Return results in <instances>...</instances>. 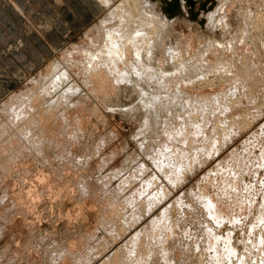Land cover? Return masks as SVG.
<instances>
[{"label": "rangeland", "instance_id": "374dc122", "mask_svg": "<svg viewBox=\"0 0 264 264\" xmlns=\"http://www.w3.org/2000/svg\"><path fill=\"white\" fill-rule=\"evenodd\" d=\"M92 1L99 6L98 10L96 12L90 9V19H88L82 27L73 30L69 34L68 39L64 40V44L46 56L43 62L32 70V72L18 79L16 84L12 86L4 85L5 91L0 92V264H101L104 258L106 259L111 253H114L113 251H117L118 253V249L123 246L125 248V244H127V241L135 232L139 231L138 233L143 235L145 230H149V227L151 228V217L157 216V214L160 215L162 208L168 205L173 199L178 201L177 203L181 204V207L180 210L179 207H177L178 210L176 209L177 212L175 211V218L179 219V223L177 227L173 229L174 235L164 243V246L166 245V250L168 248L166 259H163L162 256L164 253L161 254L163 250L161 251L158 246H153L151 250H154V252L147 258L148 264H200L199 260L201 253L206 251L205 244H207L208 233L210 231L209 226L217 236H225L233 229L231 230L232 243L235 244L233 245L235 248H238L237 253L240 251L245 252L243 241L245 242L246 239L245 243L248 242L250 246H248L250 248L248 251L256 252V248L260 246L259 242H263L264 244V241L260 238V232L264 237L262 224L260 227L258 226L259 229L252 225L257 221L255 217H259L260 205L258 204H262L261 200L264 195V163L258 160L257 162L255 159V156L264 154V29L251 28L250 26L252 25H250V23L253 14L258 10L261 11V9H264V2L262 0H173V4L181 1L183 3L185 2L184 7H182V10H184L182 11V16L171 15L168 11H164L169 17L168 23L165 25L166 27H164L165 33L163 30H159V33L163 32L164 34L157 33L158 35L156 34L154 37L157 38L158 36V39H160L159 36H161L160 41H163L158 44V46L160 45V50H156L157 43L159 42V40L156 39L158 41H156V46L153 49L155 57H153V60L157 61V63L155 61H149L148 63L150 66L152 62L153 68H156V70L158 69V72L160 69V73L158 75L156 74L157 78L154 76L155 79L150 80L154 83L148 80L147 83H142L141 85H137V87L132 84L131 86L137 89L131 87L135 89H133L134 91L132 90L135 92L131 94L132 96L128 91V96H120V99H118L120 102L116 100L118 97L115 98L114 96L112 101L114 103L109 104L107 102L106 104L108 105L104 104L106 107L101 103L102 100H98L99 96L73 95L67 96L69 98V100H67L68 98L66 99L68 102H65L64 98L62 100V106L57 109L55 108V111L49 109V105H55L53 102L56 99L62 98V96H59L60 98L58 97L61 91L56 92L57 94L54 96H38L32 103L31 99L34 97L28 95H30L33 90H40L41 79H47L46 76L49 75L52 65L58 64L59 67H66L69 62L75 61L74 64H78L80 61L81 65L84 66L86 65L84 59L85 61L86 59H91L90 52L104 45V42H101L104 41V30L103 28L100 30V23L104 18L110 15L115 5H118L119 0H114V5L111 4V6H107L106 8L100 5L98 0ZM170 3L171 2L167 1L166 6L171 7ZM166 6L164 8H166ZM176 10H179V8H176ZM112 20L113 18L111 17L107 25L114 23V20L113 22ZM158 26L159 24H156L157 28ZM159 29H161V27H159ZM162 44L164 46H162ZM207 44L209 45L207 46ZM165 45L167 47H165ZM89 47L90 49H88ZM168 48H171L170 51ZM164 50H168L165 52L167 54L170 52L169 56H172V58L167 57L166 53L163 54L164 52L162 51ZM82 52H84V54H82ZM171 59L175 61L169 62L171 65L168 67V62L165 63V61ZM88 60L86 62H88ZM180 61L185 63H182L183 65L188 66L187 70L184 69L186 67H181L182 64L178 65L181 63ZM199 61L202 62L206 68L202 67L204 68L201 73L204 75H202V77H199L201 74H196L197 72L193 73L194 70L192 68L194 64ZM163 64L165 66L161 67ZM213 66H217V68ZM177 67L178 69L181 68L184 70V73H180L181 69L177 70ZM188 69L191 71L189 74L186 73V71H189ZM156 70L155 73H158ZM74 71L75 70L72 68V72ZM245 72L248 74H245ZM167 73L171 75V79ZM178 73L180 74L175 76ZM160 74L162 78L159 76ZM184 74H188L189 78ZM194 74H196V76ZM241 75H243L242 78L244 80L241 78ZM163 77L167 80H165L166 82L164 80V82L162 81ZM181 77H183V79H188L183 80ZM240 78L243 80L242 82L237 80ZM162 82L164 84L166 83V89ZM167 83H169V87ZM245 84L247 86H245ZM141 86L143 89L149 91L139 92V90L143 91L140 89ZM160 86L162 88L161 90H165L166 92L169 88V93H172V91L170 92V88H176L175 92L173 91L174 94L172 93L175 96H172V99L169 98L171 100L174 98L176 99L168 103V101H166L168 100V96L163 98L166 99L164 100V102L166 101V106L162 105V101L160 102L162 98L158 101V97H161L160 89H158ZM67 87L68 86L64 88ZM178 88L182 89L179 93H177L179 91ZM157 91L160 92V94L156 93ZM235 92H238L237 97H235ZM220 93H222L224 99L226 96L229 98L228 94H232V96L229 95L233 97L229 98L231 102L228 103L229 100L227 98L224 102V99L219 96ZM225 93L227 94L226 96H224ZM239 94L243 97L241 95V97L238 96ZM153 95L155 97H153ZM186 95L187 97H185ZM208 96L214 97L210 100L212 102L209 101V98L212 97L207 98ZM217 96L219 104L220 102L223 104L227 101L226 104H221L223 106L222 109H220L221 106H219L216 101ZM152 97L153 99L157 98L156 101L163 106L162 108L159 107L161 109L154 110L156 108L147 107L146 109V107H144L151 102H156L155 100H150ZM162 97L165 96L163 95ZM24 98L30 103L25 101ZM200 98H204V103L203 101L201 103ZM192 99L199 104L201 103L200 105L198 104V109L201 108L199 109L198 119H202L200 121L203 123L205 122L202 118V113L205 114L206 111H201L203 110V106L205 107L204 110L207 109L210 111V113H208V111L206 113L209 114V118L206 121L205 127L202 129L201 135L196 132L195 137H197L194 143L191 144L190 142V144H187V142L185 146L181 141H178V143L175 142V146L179 149L181 148L184 150L185 148L184 151L194 153V147H199V145L205 147L206 145L203 144H207L209 140H211L210 136H218L215 128L218 127V129H220L219 126L222 125L224 127H221L226 129L230 124L236 126H229L230 128L233 127L231 130L228 129L231 133L229 137L226 138L224 144H220L217 152L215 150L218 145L217 141L211 142L213 146V150L210 151L211 154L205 155L203 153L204 150H201V162L197 161L200 163H193L194 165L192 164L191 166L192 169L189 168L191 170L186 169L187 172L185 171L186 175H184L186 180L181 177V183L176 182V184H174L168 181L163 173L159 171L160 169L157 161H159L163 155L162 152L165 154L168 152L167 149H165V145L172 139L170 137L171 134L170 136L168 135V133H170L168 130H172L173 127L177 126V123L184 122V125L185 123H190L192 114L195 115L192 107L193 102L192 104L188 102L192 101ZM214 99L215 101H213ZM234 100L235 103L233 102ZM41 102L42 105L39 104ZM208 102H210V104ZM23 103L27 104H25L26 107L30 104L29 108L27 107V114L23 112L25 110L23 109L25 108ZM52 103L54 105H52ZM143 103L145 105H143ZM212 103L217 104L214 105V107ZM14 104H16V106ZM34 104H36L35 108H33ZM210 105L213 108L219 107H217L218 109L216 108L215 111L212 110L213 108H210ZM224 107L227 110L224 109ZM17 108L22 111L24 115L22 112L16 110ZM47 108L48 110H45ZM149 109L152 110L150 111ZM30 110L32 115L30 114ZM38 110L39 112L36 113ZM146 110L148 112L150 111L149 115ZM190 110L192 113H190ZM29 114L31 116H26ZM17 115L23 116L16 117ZM15 117L19 118V120ZM21 117L23 118L20 120ZM177 117L180 119L176 120ZM24 118H27V120ZM247 118L249 121L251 120L249 122L250 124H241V126L238 124L239 121L241 122ZM170 124L173 127L169 128ZM196 128L197 130L199 129L198 126H196ZM219 131L220 130H218V132ZM166 132L168 133L165 134ZM152 133L153 135H151ZM253 134L259 136V138L263 140L262 147L257 145L256 142H253ZM162 136L167 139H164ZM158 140L160 143H156ZM202 140L205 141L203 142ZM249 141L253 142L259 149L254 147L255 145L251 146L253 143ZM143 143L145 147H143ZM234 147L236 150H239V153L245 148L248 150V155H242L246 157L245 161L242 160V157H237L235 154L236 152L233 154L230 153L235 150ZM161 149L163 150L161 151ZM259 151L263 152L260 153ZM157 157L159 158L156 159ZM229 161L232 162L230 163ZM236 161H238V163ZM241 162L242 164L249 163L250 166H252L251 164L254 166L257 164L259 168L254 167V171L257 170L258 172L251 171L249 177L245 174L243 179L245 182L239 179L240 183L238 179L236 180L234 177L232 179L231 175L234 174V172H238L237 175L243 173L245 166H241ZM219 163L220 165L217 166ZM227 163H229L230 166L227 165ZM260 163L262 168L259 165ZM236 164H239L237 168L235 166ZM143 166L147 167L145 171H141ZM213 168L216 169L219 175L214 177V183L211 182L210 185H212L210 187H208V185L206 190L210 194L215 192L217 188L216 185L221 182L220 180H225L224 178H226L228 174L231 180H228L227 177V181H232V183L229 182L231 185H236L237 182H239L236 186L240 185V187H242V182H244V184L248 182L255 187L253 191H255L257 199L252 203V212L251 208H247L248 210L246 209V211L234 208L233 211H236L235 213L232 212L233 215L237 212L241 213L242 211V215L238 216L239 219L237 221L232 220V222L229 223L228 219H224L225 221L218 226L212 220L206 212L205 204L201 198V188H203L204 182L207 183L206 181H208L206 180V175H214L213 172L210 173V170ZM228 168L229 170L230 168L232 169V174L227 170ZM221 175L225 177L223 178ZM235 175L236 174H234V176ZM155 176L158 179L157 185H150V181L153 180ZM219 176H221V179ZM204 177H206V181L204 180L203 182ZM162 185L170 191V195L167 197L168 199H166L168 202L166 204H164V201L159 203L156 202V206L154 202V210L152 212L149 211L151 215L146 212L144 217L138 216L140 212L138 208L139 205L142 202L144 203V201L146 202L151 195L153 196ZM236 186L234 188L232 186L230 191L232 192L231 198L233 199H235V193L240 192V187H237L239 190L237 189L236 191ZM234 190L236 192H234ZM236 194L241 195L240 193ZM239 195L236 196L239 197ZM228 200L226 204H223V207L224 205L231 204L232 201L230 199ZM229 205L225 206L224 209L226 207L230 208ZM233 205L236 207V203ZM256 205H258L259 208L256 207ZM231 209L233 208L231 207ZM229 212H231V210ZM229 217H231L230 213ZM130 221L131 223L133 222L132 226L131 223H129ZM247 237H250L251 240ZM252 246H254V248ZM158 250H160V252ZM241 252L240 255H238L239 253L237 254L238 257L242 256ZM209 253L210 251L205 252L206 255L203 257L204 261L205 259L210 260ZM132 258L134 261L136 260L134 259V254ZM233 261L234 264H236V258ZM137 263L141 264L139 261L133 264Z\"/></svg>", "mask_w": 264, "mask_h": 264}, {"label": "bare ground", "instance_id": "6f19581e", "mask_svg": "<svg viewBox=\"0 0 264 264\" xmlns=\"http://www.w3.org/2000/svg\"><path fill=\"white\" fill-rule=\"evenodd\" d=\"M167 1H169V2H171L170 3V6L171 7H167L166 5H167ZM263 2H264V0H262ZM98 2L100 3V5H102L103 7H109V6H111V4H113L114 3V0H98ZM173 2V0H119V2H118V5H115V8H114V10H112L111 12H110V15L108 16V17H106V18H104L103 20H102V22L100 23V30L103 28V33H104V41H101V42H104L103 44V46L102 47H99V49H94L92 52H90V60H88V59H86V61L88 60V62H86L85 61V59H84V62L86 63V65H81V62L79 61L78 62V64H74V62L75 61H73V62H69L68 64H67V66L66 67H59L58 66V64H54V65H52V67L50 68V71H49V75L48 74H46V75H48V76H46L47 77V79H41V88H40V90L39 91H37V89H36V91H32V93H31V91H30V95H28V96H33L32 98L33 99H28L27 97V99L29 100V101H31L32 103L34 102V100L35 99H37V97L39 96H54L55 94H57L56 92H60V95L58 94V97L59 96H62V98H60V99H56V98H54V99H56L53 103L55 104H53L52 103V105H54V106H51V105H49L48 107H49V109H51V110H53V111H55V108L57 109V108H59L60 106H62V103H63V99L65 100V102L67 101V100H69V98L67 97V96H99L98 98V100H102V104L104 105V104H106L107 102L110 104V103H114V102H112L113 101V97L115 96V98L116 97H118L116 100L117 101H119L118 99H120V96L122 97V95H124V96H128V91H129V93H130V95L131 94H134L135 92H133L136 88L134 87V86H131L132 84L133 85H136V87H137V85H141L142 83H147V81L149 80H151V79H155V77H156V74L158 75L159 73H160V69H159V72L156 70V68H153L154 66H152L153 64H152V62L150 63V66L148 65V63H149V61H155V60H153V57H154V53H153V49L155 48V44H156V41H158L159 40V42L157 43V47H156V50H160V45L158 46V44L159 43H161V42H163V41H160L161 40V36H159V38L160 39H158V36H157V38H154L155 36H156V34L157 33H159L160 31L159 30H163V32H164V27H166L165 25L168 23V19H169V17L164 13V11H168L169 12V14H171V15H177V16H182V14H183V10H182V7H184V4H185V2L183 3L182 1L181 2H176V3H172ZM262 2V3H263ZM179 4H180V6H179ZM114 5V4H113ZM112 5V6H113ZM261 5V4H260ZM166 6V8H164ZM176 8H179V10H176ZM180 8H181V10H180ZM260 8V7H259ZM156 12H155V11ZM176 10V11H175ZM256 10V9H255ZM250 12V11H249ZM244 13V12H243ZM254 13V12H253ZM168 14V15H169ZM250 14H252V13H250ZM111 17L113 18V20H114V23H111L110 25H107V23L108 22H110V19H111ZM211 19V18H210ZM209 19V20H210ZM250 19V18H249ZM248 19V20H249ZM113 20H112V22H113ZM159 22V23H158ZM215 22V21H214ZM214 22H212V23H214ZM161 23V24H160ZM216 23V22H215ZM220 23V22H219ZM247 23V22H246ZM156 24L158 25L159 24V26H158V28L156 27ZM245 24V23H244ZM250 25H252V26H250L251 28L253 27V28H261V29H264V9L262 10L261 9V11H257L256 13H254L253 14V17H252V19H251V23H250ZM159 27H161V29H159ZM217 28V27H216ZM254 30V29H253ZM99 31V30H98ZM249 31V30H248ZM256 31V30H255ZM260 31V30H259ZM162 32V33H163ZM100 33H101V31H100ZM99 33V34H100ZM102 33V34H103ZM162 33H159V34H162ZM165 33V32H164ZM163 33V34H164ZM101 35V34H100ZM158 35V34H157ZM102 37V36H101ZM99 38H100V36H99ZM89 39H91V38H89ZM156 39H158V40H156ZM93 40H94V38H93ZM99 40H101V39H99ZM163 40V39H162ZM90 41V40H89ZM98 42H100V41H98ZM100 42V43H101ZM100 43H98V44H100ZM164 44V43H163ZM162 44V46H164ZM209 44H207V46H208ZM87 46V45H86ZM165 47H167L166 45H165ZM162 48H164V47H162ZM161 48V49H162ZM88 49H90V47L88 48ZM169 49V48H168ZM171 49V48H170ZM170 49H169V51H170ZM174 49V48H173ZM203 50V49H202ZM232 50V49H231ZM87 51V50H86ZM95 51V52H94ZM165 51H168V50H164V51H162V52H164L163 54H165L166 52ZM174 52V51H173ZM79 53H81V52H79ZM170 53V52H169ZM169 53L167 54L166 53V55H167V57H169V58H172V56H169ZM82 54H84V52H82ZM174 54V53H173ZM177 54V53H176ZM170 55H172V54H170ZM165 56V55H164ZM164 56H163V58H164ZM175 56H177V55H175ZM174 56V57H175ZM155 58V57H154ZM166 58V57H165ZM71 59V58H70ZM166 59H168V58H166ZM175 59V58H174ZM174 59H171V60H169V61H165V63H167L168 62V64H167V66L169 67V65H171V64H169V62H171V61H173ZM179 59V58H178ZM184 59V58H183ZM72 60H74V59H72ZM181 60V59H180ZM175 61V60H174ZM196 61H198V60H196ZM156 63H157V61H155ZM181 63H179L178 65H181L183 62L182 61H180ZM154 63V62H153ZM164 63V62H163ZM174 63V62H173ZM193 63V62H192ZM162 64V63H161ZM183 64H185V63H183ZM182 64V65H183ZM194 64V63H193ZM82 66V67H80V66ZM155 65V64H154ZM158 65H160V64H158ZM181 65V67H186V68H184V69H186L187 70V68H188V66L187 65H183L182 66ZM165 65L163 64V66H161V67H164ZM193 66V65H192ZM156 67V66H155ZM173 67V66H172ZM178 67H180V66H178ZM178 67H177V70H180V69H178ZM202 67H204V65L202 64V62H196V64H194V67H192L193 68V73H196V74H201L202 73V69H204V68H202ZM212 67V66H211ZM214 67V66H213ZM72 68L75 70L74 72H72ZM81 68V69H80ZM155 69L158 73H155V70H152V69ZM158 68V67H157ZM214 68H217V66H215ZM162 69V68H161ZM166 69V68H165ZM206 69V68H205ZM213 69V68H212ZM254 69V68H253ZM153 71V72H151V71ZM189 70V69H188ZM210 70V69H209ZM161 71H163V70H161ZM167 71V70H166ZM169 71V70H168ZM181 72L180 73H184V70H180ZM183 71V72H182ZM246 71V70H245ZM189 72H191L190 70L187 72L186 71V73H188L189 74ZM214 72V71H213ZM253 72V71H252ZM164 73V72H163ZM180 73H178V74H174L175 76H177V75H179ZM204 73V72H203ZM205 73H208V72H205ZM244 73V72H243ZM242 73V74H243ZM247 72H245V74H246ZM250 73V72H249ZM76 74V75H75ZM165 74V73H164ZM170 74H171V72H170ZM187 74V75H188ZM196 74H194L195 76H196ZM215 74V73H214ZM248 74V73H247ZM167 75H169L168 73H167ZM185 75V74H184ZM183 75V76H184ZM187 75H185L186 77H188L189 78V75L187 76ZM202 75L203 74H201V76H199V77H202ZM155 76V77H154ZM161 78H162V75L160 74L159 75ZM165 76V75H164ZM181 76H182V74H181ZM204 76V75H203ZM242 76L243 75H241V78H242ZM178 77H180V76H178ZM177 77V78H178ZM240 77V76H239ZM245 77H246V75H245ZM248 77H249V75H248ZM147 78V79H146ZM157 78V77H156ZM165 77H163V79H162V81L164 80H166V79H164ZM167 78H168V76H167ZM169 78L171 79V75H169ZM173 78V77H172ZM188 78H184L185 80H187ZM240 78V79H241ZM181 79H183V77H181ZM183 79V80H184ZM197 79V78H196ZM199 79V78H198ZM240 79H237V80H239V81H243L242 79L240 80ZM246 79H249V78H246ZM173 80V79H172ZM171 80V81H172ZM176 80V79H175ZM201 80V79H200ZM163 81V82H164ZM167 81V80H166ZM165 81V82H166ZM246 81V80H245ZM150 82H152V81H150ZM155 82H157V81H155ZM162 82V83H163ZM170 82V81H169ZM180 82V81H179ZM181 82H182V80H181ZM183 82H185V81H183ZM236 82V81H235ZM247 82V81H246ZM37 83V82H36ZM149 83V82H148ZM152 83H154V82H152ZM150 84V83H149ZM164 84V83H163ZM163 84H162V86H163ZM168 84V87H169V83H167ZM171 84L173 85V83L171 82ZM171 84H170V86H171ZM240 84V83H239ZM244 84V83H243ZM243 84H241V85H243ZM68 86L67 88H64V87H66V86ZM166 83L164 84V87H165V89H166ZM238 85V84H237ZM236 85V86H237ZM152 86V85H151ZM150 86V87H151ZM158 86V85H157ZM245 86H247L246 84H245ZM131 87H134L133 89L131 88ZM149 87V86H148ZM153 87V86H152ZM151 87V88H152ZM176 87V86H175ZM181 87V86H180ZM232 87V86H231ZM243 87V86H242ZM174 88V87H173ZM246 88V87H245ZM248 88V87H247ZM34 89V88H33ZM39 89V88H38ZM62 89H63V91H62ZM140 89H142L143 91H140L139 90V92H148L149 90H146V89H143L142 88V86H141V88ZM154 89V88H153ZM158 89H160L159 91L161 92V94H160V92H156V93H159L160 95H161V97L159 96L158 97V101H159V99H161L162 98V100H160V102L162 101V105L163 106H166V101H168V103H170V101H173L174 99H176V98H174L173 100H171L173 97L172 96H175V95H173L174 94V92H175V90H176V88L175 89H171L170 88V92L172 91V93H169V88L167 89V92L165 91V90H161L162 88H161V86H160V88H158ZM243 89H244V87H243ZM133 90V91H132ZM137 90V89H136ZM178 92L177 93H179V92H181L182 91V89L181 88H178ZM223 90V89H222ZM236 90V89H235ZM247 90V89H246ZM174 91V92H173ZM227 91V90H226ZM239 91H241V90H239ZM251 91V90H250ZM185 92V91H184ZM245 92V91H244ZM243 92V93H244ZM247 92V91H246ZM138 93V92H137ZM154 93H155V91H154ZM165 93V94H164ZM226 93H228V92H226ZM225 93V95L224 96H226L227 94ZM234 93V92H233ZM236 93V92H235ZM238 93V92H237ZM237 93L235 94V97H237ZM241 93V92H240ZM151 94V93H150ZM193 94V93H192ZM224 94V93H223ZM246 94V93H245ZM156 95V94H155ZM165 96V97H162V96ZM171 95V96H170ZM191 95V94H190ZM189 95V96H190ZM202 95V94H201ZM216 95V94H215ZM217 95H219V94H217ZM229 95H231L232 96V94H228V97L230 98L231 96H229ZM241 94H239L238 96H240ZM107 96V97H106ZM132 96V95H131ZM151 96H152V94H151ZM157 96V95H156ZM166 96H168V100H166V99H163V98H166ZM170 96V97H169ZM177 96V95H176ZM181 96V95H180ZM195 96V95H194ZM204 96V95H203ZM219 96H221L222 97V93H220V95ZM234 96V95H233ZM242 96V95H241ZM240 96V97H241ZM245 96V95H244ZM153 97H155L154 95H153ZM153 97H152V99H150V100H155L156 101V99L157 98H154L153 99ZM172 97V98H171ZM185 97H187V95L185 96ZM209 97H212V96H208L207 98H209ZM243 97V96H242ZM30 98V97H29ZM68 98V99H67ZM169 98H171V99H169ZM178 98V97H177ZM180 98V97H179ZM193 98V97H192ZM198 98V97H197ZM206 98V97H205ZM214 97H212V98H209V101L211 100V99H213ZM220 98V97H219ZM226 98H227V96H226ZM225 98V99H226ZM229 98H227L229 101H228V103L229 102H231L230 101V99ZM231 98H233V97H231ZM25 99V98H24ZM27 99H25V101H28ZM51 99V98H50ZM67 99V100H66ZM190 99V98H189ZM189 99H187V100H189ZM196 99V98H195ZM202 99V100H201ZM215 99H216V97H215ZM215 99L213 100V101H215ZM222 99H224L223 97H222ZM225 99H224V102H225ZM240 99V98H239ZM38 100H39V98H38ZM164 100H166L165 102H164ZM178 100V99H177ZM181 100H182V98H181ZM191 100V99H190ZM204 100V98H200V101H201V103H202V101ZM208 100V99H207ZM23 101V100H22ZM28 101V102H29ZM41 101V100H40ZM122 101V100H121ZM125 101V100H124ZM132 101V100H131ZM158 101H156V102H151V103H149L147 106H144V107H146V109H147V107H153V108H156V109H154V110H158V109H161L163 106H161L160 105V103L158 102ZM179 101V100H178ZM217 103H218V105L219 106H221V108L220 109H222L223 108V104H226L227 103V101H226V103H221L220 102V104H219V102H218V96H217ZM220 101V100H219ZM223 101V100H222ZM68 102V101H67ZM120 102V101H119ZM126 102V101H125ZM147 102V101H146ZM188 102H191L190 104H192V102H193V104H192V107H193V110H194V113H195V115L194 114H192V117L190 118V119H192L191 121H190V123H188V124H186L185 123V125H184V122H181V123H177L176 125L177 126H175V127H173V126H171V124H170V127L169 128H171V127H173L172 128V130L171 129H169L168 130V132H170V133H168V132H166L165 134H167L168 133V135L170 136V134H171V138L174 140V142H173V140L171 139L170 141H168L167 143H166V147H165V149H167V153L165 154L164 152H162L163 153V155L161 156V158L159 159V161H157L158 162V167H159V171L160 172H162L163 173V175L165 176V178H167L168 179V181H171V183H174V184H176V182H180V180H181V177H183L184 179H185V177H184V175H186V172H187V170L186 169H188V170H191L192 169V164L194 163V164H196V163H200L201 161V153H200V151L202 150H204L203 151V153L206 155V154H211L210 153V151H212L213 150V146H212V144H211V142H214V141H217V143H218V145L216 146V152H217V150L219 149V147H220V144H224V142H225V140H226V138H228L229 137V135H230V133L231 132H229L228 131V129L229 130H231L232 128H230L229 126L231 125H233V124H230V125H228V127L226 128V129H224V128H222V127H224V126H219L218 124V126L220 127V129H218V127L217 128H215V131H217L216 132V134H218V136L216 137L215 135L214 136H210V138H211V140H209V142L207 143V144H203V145H206L205 147H202V145H199V147H192L193 148V150L195 151L194 153H192L191 151V153H188L187 151H184L185 150V148H184V150L183 149H179L177 146H175L176 145V143L175 142H177L178 143V141H181V142H183L184 144L183 145H185V143H187V144H190V142H191V144L192 143H194V141H195V138L197 137H195V135H196V132H197V134H199V135H201V133H202V129L205 127V124H206V121H207V119L209 118V114H206L207 113V111H208V113H210V111L209 110H204V106H203V110H201V111H206V113L205 114H203L202 113V118L204 119V123L202 122V121H200V120H202V119H198V117H199V109H201V108H199L198 109V107H199V105L201 104H199V103H197L194 99H192V101H188ZM199 102V101H198ZM210 102H212V101H210ZM210 102H208L209 104H210ZM234 103H235V100L233 101ZM233 102H232V104H233ZM21 103V102H20ZM30 103V102H29ZM32 103H31V105H32ZM35 103H36V101H35ZM37 103H38V101H37ZM115 103H116V101H115ZM174 103V102H173ZM172 103V104H173ZM203 103H204V101H203ZM214 103V102H213ZM212 103V105L214 106V105H216V104H213ZM26 104V103H25ZM24 103H23V106L25 105ZM39 104H41L42 105V102L41 103H39ZM45 104V103H44ZM171 104V105H172ZM182 104V103H181ZM199 104V105H198ZM205 104H206V102H205ZM222 104V105H221ZM15 106H16V104H14ZM22 105V104H21ZM27 105V104H26ZM26 105H25V108H23V109H25L23 112L25 113V114H27L26 112L28 111V109H27V107L29 108V106H30V104H28L29 106H27L26 107ZM36 104H34V107L33 108H35L36 106H35ZM106 105H108V104H106ZM143 105H145L144 103H143ZM143 105H142V107H143ZM183 105V104H182ZM202 105H204V104H202ZM208 105V104H207ZM229 105V104H228ZM22 106V107H23ZM39 106V105H38ZM105 106V105H104ZM184 106V105H183ZM219 106H217V107H219ZM225 106V105H224ZM106 107V106H105ZM144 107H143V111H144ZM159 107H161V108H159ZM215 107V106H214ZM216 107V108H217ZM19 108V107H18ZM16 109V110H18L19 112H22V111H20L19 109ZM31 108V107H30ZM168 108V107H167ZM206 108H207V106H206ZM210 108H213V107H211V105H210ZM209 108V109H210ZM216 108H213L212 110H215L216 111ZM226 108H227V106H226ZM225 107H224V109H226ZM27 109V110H26ZM44 109V108H43ZM64 109H66V108H64ZM187 109V108H186ZM185 109V110H186ZM189 109V108H188ZM191 109V108H190ZM218 109V108H217ZM219 109V110H220ZM45 110H48V108L47 109H45ZM74 110V109H73ZM150 110V109H149ZM152 110V109H151ZM150 110V111H151ZM227 110V109H226ZM42 111H44V110H42ZM149 111V112H150ZM163 111V110H162ZM175 111V110H174ZM17 112V111H16ZM22 112V113H23ZM34 112V111H33ZM32 112V113H33ZM39 112V110L36 112V113H38ZM73 112V111H72ZM146 112L148 113V115L150 114L147 110H146ZM169 112V111H168ZM177 112V111H176ZM213 112V111H212ZM24 113H23V115H24ZM35 113V112H34ZM35 113V114H36ZM65 113V112H64ZM68 113H70V112H68ZM189 113V112H188ZM190 113H192L191 112V110H190ZM16 114H18V113H16ZM30 114H31V110H30ZM26 115V116H31V115ZM58 114H60V113H58ZM179 114V113H178ZM215 114V113H214ZM222 114V113H221ZM23 115H20V116H23ZM37 115V114H36ZM42 115V114H41ZM63 115V114H62ZM61 115V116H62ZM159 115H160V113H159ZM162 115V114H161ZM173 115V114H172ZM175 115V114H174ZM183 115H184V113H183ZM188 115V114H187ZM213 115V114H212ZM216 115V114H215ZM19 115H17L16 117H18ZM19 116V117H20ZM40 116V115H39ZM58 116V115H57ZM70 116H72V115H70ZM137 116V115H136ZM179 116V115H178ZM180 116H181V114H180ZM201 116V115H200ZM238 116V115H237ZM15 117V118H16ZM25 117V116H24ZM37 117V116H36ZM67 117V116H66ZM140 117V116H139ZM160 117V116H159ZM163 117V116H162ZM176 117V116H175ZM190 117V116H189ZM215 117V116H214ZM218 117V116H217ZM232 117H234V116H232ZM231 117V118H232ZM250 117H251V115H250ZM23 117H21L20 118V120L22 119ZM38 118H40V117H38ZM43 118V117H42ZM50 118V117H49ZM53 118V117H52ZM129 118V117H128ZM136 118V117H135ZM161 118V117H160ZM171 118V117H170ZM181 118H183V117H181ZM201 118V117H200ZM16 119H18L19 120V118H16ZM24 119H26L27 120V118H24ZM148 119V118H147ZM177 119H180V118H176V120ZM184 119H185V117H184ZM189 119V118H188ZM189 119V120H190ZM248 119V118H247ZM247 119H244V120H242L241 122L239 121V123L238 124H240V126H241V124L243 125H246V123H249L250 121H249V119L247 120ZM36 120H37V118H36ZM35 120V121H36ZM42 120V119H41ZM75 120V119H74ZM131 120H132V118H131ZM164 120H165V118H164ZM172 120V119H171ZM175 120V121H176ZM231 120H234V119H231ZM248 122H247V121ZM31 121V120H30ZM29 121V122H30ZM83 121V120H82ZM160 121V120H159ZM159 121H157V122H159ZM180 121V120H179ZM182 121V120H181ZM184 121V120H183ZM220 121V120H219ZM14 122V121H13ZM17 122V121H16ZM32 122V121H31ZM30 122V123H31ZM155 122V121H154ZM168 122V121H167ZM174 122V121H173ZM177 122V121H176ZM185 122H187V121H185ZM28 123V122H27ZM40 123V122H39ZM42 123V122H41ZM160 123V122H159ZM165 123H166V121H165ZM170 123V122H169ZM175 123V122H174ZM225 123V122H224ZM234 123V122H233ZM32 124V123H31ZM36 124V123H35ZM162 124H164V123H162ZM235 124V123H234ZM250 124V123H249ZM30 125V124H29ZM145 125V124H144ZM147 125V124H146ZM157 125V124H156ZM166 125V124H165ZM216 125V124H215ZM264 125V124H263ZM138 126V125H137ZM158 126V125H157ZM196 126H198L199 127V129L197 130V128H196ZM233 126H236V125H233ZM249 126V125H248ZM262 126V125H261ZM26 127V126H25ZM31 127V126H30ZM45 127V126H44ZM140 127V126H139ZM156 127V126H155ZM237 127H238V125H237ZM246 127V126H245ZM27 128V127H26ZM154 128V127H153ZM152 128V129H153ZM239 128V127H238ZM243 128V127H242ZM151 129V130H152ZM159 129V128H158ZM164 129V128H163ZM216 129H218V130H220L219 132H218V130H216ZM149 130V129H148ZM147 130V131H148ZM44 131V130H43ZM156 131V130H155ZM159 131V130H158ZM161 131V130H160ZM172 132V133H171ZM204 132V131H203ZM255 132V131H254ZM253 132V133H254ZM148 133V132H147ZM150 133V132H149ZM159 133V132H158ZM177 133V134H176ZM206 133V132H205ZM212 134V133H211ZM263 134V133H262ZM261 134V135H262ZM151 135H153V133L151 134ZM159 135H160V133H159ZM163 137V136H162ZM179 137V138H178ZM207 137H208V135H207ZM164 138V137H163ZM162 138V139H163ZM164 139H167V138H164ZM199 139V138H198ZM38 140V139H37ZM251 140V139H250ZM155 141V140H154ZM163 141V140H162ZM203 141V140H202ZM205 141V140H204ZM203 141V142H204ZM145 142V141H144ZM150 142V141H149ZM199 142V141H198ZM249 142H251V141H249ZM248 142V143H249ZM253 142L255 143L256 142V144L257 145H259L260 147H262L263 146V140H261V138H259V136H256V135H254L253 134ZM253 142H251V143H253ZM150 143H153V142H150ZM156 143H160L159 142V140H158V142H156ZM175 143V144H174ZM201 143V142H200ZM251 144V146L252 145H255V144ZM163 144V143H162ZM202 144V143H201ZM143 145H144V143H143ZM157 145V144H156ZM181 145H182V143H181ZM245 145V144H244ZM142 146V145H141ZM149 146V145H148ZM151 146V145H150ZM154 146V145H153ZM160 146H162V145H160ZM179 146V145H178ZM186 146V145H185ZM190 146V145H189ZM192 146V145H191ZM195 146V145H194ZM250 146V145H249ZM248 146V147H249ZM143 147H145V145L143 146ZM158 147V146H157ZM164 147V146H163ZM233 147V146H232ZM254 147H256V148H258L256 145L254 146ZM183 148V147H182ZM210 148H211V150H210ZM235 148V147H234ZM234 148H233V150H234ZM264 148V147H263ZM144 149H146V148H144ZM154 149H156V148H154ZM259 149V148H258ZM147 150V149H146ZM157 150H158V148H157ZM163 149H161V151H162ZM233 150H231V151H233ZM147 151H150V150H147ZM155 151V150H154ZM248 150H246V148L242 151V152H240L239 153V150H236V148H235V150L233 151V152H230L231 154H233L234 152H236L235 154L237 155V157H242L243 159L242 160H246L245 158L246 157H244V156H242L243 154L246 156V155H248V153L249 152H247ZM250 151V150H249ZM165 152H166V150H165ZM251 152V151H250ZM260 153L261 152H263V151H259ZM150 153V152H149ZM155 153V152H154ZM160 154V153H159ZM252 155V154H251ZM235 156V155H234ZM160 157V156H159ZM159 157H157L156 159H158ZM231 157H232V155H231ZM230 157V158H231ZM248 157V156H247ZM249 157H250V155H249ZM235 158V157H234ZM236 159H238V158H236ZM255 159H256V161L258 160L259 162L260 161H263V163H264V154H259V156H255ZM231 160H233V159H231ZM238 160H240V159H238ZM247 160H248V158H247ZM254 160V159H253ZM156 161V160H155ZM197 161H200V162H197ZM241 161V160H240ZM239 161V162H240ZM251 161V160H250ZM257 161V162H258ZM139 162V161H138ZM150 162V161H149ZM196 162V163H195ZM227 162V161H226ZM230 162V161H229ZM232 162V161H231ZM230 162V163H231ZM235 162V161H234ZM237 163H238V161H236ZM253 162V161H252ZM256 162V163H257ZM193 164V165H194ZM240 164V163H239ZM238 164V165H239ZM254 164H255V162H254ZM199 165V164H198ZM220 165V163L217 165V166H219ZM227 165H229L230 166V164L229 163H227ZM237 164L235 165L236 166V168H237V166H238ZM241 166L243 165V166H245V169H244V171H243V173H239L238 175H237V173H235L234 172V174H236L235 176H234V174H232L233 172H231V168H230V170H229V168L227 169V170H229L230 171V173L232 174L231 176V178L233 179V177H234V179L236 178V180L238 179V181H239V179H242V181H244L243 179H244V176H245V174L249 177L250 176V173H251V171H253V172H256V171H254L255 169H254V167L256 168L257 167V164H256V166H254L253 164H251L252 166H250V164L249 163H244V164H242V162H241V164H240ZM260 165V167H261V163L259 164ZM264 165V164H263ZM155 166V165H154ZM228 166V167H229ZM234 166V167H235ZM194 167V166H193ZM221 167V166H220ZM233 167V166H232ZM189 168H191V169H189ZM216 168V167H215ZM215 168H213L212 170H210V173H214V175L212 176H207L206 175V177H207V179L206 180H208V181H206L205 180V178L206 177H204V179H203V182H204V180L207 182V183H205L204 182V184H203V182H202V184L204 185V186H202L203 188H201V198L203 199V203L205 204V209H206V212L208 213V215L212 218V220L219 226L221 223H223V221H225L224 219H228L229 220V223H231L232 222V220L234 221H237L239 218H238V216L240 215H242V211H241V213H236L235 215H233L232 214V212H234L235 213V211H233L234 210V208H239L240 210H244V211H246V209L247 208H251V212H252V203L254 202V201H256L257 199H256V193H255V191H253L254 189H255V187L254 186H252V184L250 185V183H248L247 182V184L245 183L244 184V182H242L243 183V185H242V187H240V185L239 186H236L239 182H237V184L235 185H231L230 183H232V181L229 183L228 181H227V177H228V175H226L227 177L226 178H224L225 176L223 175H221L225 180H220L221 182L220 183H218L216 186H217V188H216V190H215V192H213L212 194H210L206 189L208 188V187H210L211 185H210V183L212 182V183H214L213 181H214V177L216 176V175H219L217 172H216V169ZM223 168V167H222ZM240 168H242V167H240ZM257 168H259V167H257ZM262 168V167H261ZM147 169V167L146 166H143V168H142V170L141 171H145ZM218 169H219V167H218ZM221 169V168H220ZM222 170V169H221ZM238 170H241V169H238ZM186 171V172H185ZM217 171H220V170H217ZM235 171V170H234ZM190 172V171H189ZM227 172V171H226ZM258 172V171H257ZM144 173V172H143ZM217 173V174H216ZM221 174V173H220ZM254 174V173H253ZM221 176H219L220 177V179H221ZM230 177V176H229ZM228 177V180H231L230 178ZM129 178H131V177H129ZM153 179V178H152ZM259 179V178H258ZM261 179V178H260ZM179 180V181H178ZM186 180V179H185ZM259 181V180H258ZM130 182V181H129ZM158 182V179H157V177L155 176V178L153 179V180H151L150 181V185H152V184H155V185H157L156 183ZM262 182V181H261ZM260 182V183H261ZM148 183V182H147ZM181 183V182H180ZM216 183H217V181H216ZM241 183V182H240ZM173 184V185H174ZM264 184V183H263ZM209 185V186H208ZM262 185V184H261ZM140 186V185H139ZM149 186V185H148ZM159 186V185H158ZM175 186V185H174ZM208 186V187H207ZM232 186H233V188L236 186V191H237V189L240 187V192H236L235 190H234V192H236V193H240L241 195H239V194H236L235 193V199H233V198H231V196H232V192H230L231 191V189H232ZM152 187V186H151ZM161 188L159 189V190H157V192L155 193V194H153V196L151 195V197H149L148 198V200H146V202L144 201V203L142 202L140 205H139V210H140V212L138 213V216L140 215V216H145L144 214H146V212H148V213H150L149 211H153L154 209H153V203L155 202V206H156V204L157 203H159V202H163L164 201V204H166L167 202H168V200H166V199H168L167 197L170 195L169 193H170V191L167 189V188H165V186L163 187V185L162 186H160ZM171 187H173V186H171ZM201 187V186H200ZM199 187V188H200ZM207 187V188H206ZM238 187V188H237ZM258 187V186H257ZM264 187V186H263ZM102 188V187H101ZM198 189V188H197ZM242 189V190H241ZM142 192H144V191H142ZM233 192V193H234ZM264 192V191H263ZM143 194V193H142ZM229 194H230V198H229ZM107 195V194H106ZM138 195V194H137ZM236 195H239V197H237ZM132 196V195H131ZM149 196H150V193H149ZM181 197V196H180ZM234 197V196H233ZM237 198V199H236ZM130 199V198H129ZM132 199V198H131ZM180 199V198H179ZM228 199H230L232 202H231V204L233 203H236V207H234V205L232 204H227V205H224V207L225 206H230V208L229 207H226L225 209H224V207H223V204H226V201H229ZM133 200V199H132ZM131 200V201H132ZM165 200H166V202H165ZM174 200V199H173ZM171 201L168 205H165V207H163L162 208V210H161V212H160V215L159 214H157V216L155 215V216H153V217H151L152 218V221L150 222V224H151V228L149 227V230L147 229V231L145 230V235L143 236V235H140V233H138V232H135V234L133 235V236H131L130 237V239L127 241V244H125L126 246H125V248H124V246L123 247H121L120 249H118L119 251H118V253H117V251H113L114 253H111L110 255H109V257H107L106 259L104 258V260L103 261H101V264H133V263H136V261H139L141 264H148V262H147V258L148 257H150L153 253L152 252H154V250H151V247L153 248V246H158L159 247V249L162 251L161 252V254L162 253H164L162 256H163V259H166L165 257L167 256L166 254V252L168 251V248H167V250H166V245L164 246V243H165V241L166 240H169L170 239V237L172 236V235H174V231H173V229L175 228V227H177V224L179 223V219L177 220L176 218H175V211L177 212V207H179V210H180V207H181V204H179V203H177L178 201H176V200H174V201ZM259 201V200H258ZM262 204L261 203H259L258 205H260L259 207H258V205H256V207H258L259 208V217H257L256 215V217L255 218H257V221H255V225L254 224H252L253 225V227L254 226H256V227H260V225L262 224V228L264 229V223H262V222H264V195H263V197H262ZM107 202V201H106ZM141 202V201H140ZM157 202V203H156ZM258 203V202H257ZM108 204V203H107ZM130 204V203H129ZM131 204H133V203H131ZM139 204V203H138ZM177 204H179L178 206H176ZM134 206H136V205H134ZM250 206V207H249ZM132 207V206H131ZM231 207L233 208V209H231ZM104 208V207H103ZM138 208H137V210H138ZM146 208H148V209H146ZM157 208V207H156ZM177 209V210H176ZM226 209H229V210H226ZM101 210V209H100ZM118 210V209H117ZM125 210V209H124ZM231 210V212H229ZM248 210V209H247ZM193 211V210H192ZM226 211H228L229 213H230V216L231 217H229V213L228 212H226ZM237 211H239V210H237ZM243 211V212H244ZM250 211V210H249ZM119 212V211H118ZM190 212V211H189ZM240 212V211H239ZM147 213V214H148ZM225 213H227V214H225ZM133 214V213H132ZM128 215V214H127ZM136 215V214H135ZM150 215H151V213H150ZM182 216V215H181ZM247 216V215H246ZM129 217V216H128ZM131 217V216H130ZM137 217V216H136ZM143 217H141V218H143ZM109 218V217H108ZM125 218V217H124ZM133 218V217H132ZM131 218V219H132ZM247 218V217H246ZM104 219V218H103ZM195 219V218H194ZM255 220V219H254ZM124 221V220H123ZM128 221V220H127ZM135 221V220H134ZM182 221V220H181ZM137 222V221H136ZM206 222H207V220H206ZM241 222V221H240ZM129 223H131V221L129 222ZM128 223V224H129ZM133 223V222H132ZM132 223H131V226H132ZM117 224V223H116ZM185 224V223H184ZM146 226V225H145ZM179 226V225H178ZM197 226V225H196ZM208 226V225H207ZM259 227L257 228V229H259ZM95 228V227H94ZM118 228V227H117ZM146 228H148V227H146ZM248 228V227H247ZM250 228V227H249ZM133 229H134V227H133ZM144 229V228H143ZM209 229H210V231H209V235H208V239H207V244H205L206 245V247H205V252H207V251H210V253L208 254L210 257H209V259L210 260H206L205 259V261H204V259H203V257L206 255L205 254V252L204 253H201V256H200V260H199V262H200V264H234V261L233 260H235V258H236V264H264V244H263V242L261 243V242H259V239H258V242L260 243L259 245L260 246H258V248H256V252H249L248 250L250 249L249 247V245H248V242L247 243H245L246 242V240H245V242L243 241V243H244V247H245V252H241L242 253V256L240 257H238V255H240V252H238L237 253V249L238 248H235L233 245H235V244H233L232 243V236H231V230H233V229H231L230 230V232H228L225 236H221V235H216L215 234V232L213 231V230H211V228H210V226H209ZM244 229V228H243ZM251 229H252V227H251ZM257 229H256V231H257ZM262 229V230H263ZM140 230V229H139ZM253 231H254V229H252ZM188 231H190V230H188ZM229 231V230H228ZM251 231V230H250ZM196 232V231H195ZM255 232V231H254ZM232 233H233V231H232ZM249 233V232H248ZM250 234V233H249ZM260 234L262 235V233L260 232ZM259 234V235H260ZM255 235V234H254ZM260 235V238H262V241H264V237H263V235L261 236ZM252 236V235H251ZM250 236V237H251ZM111 237V236H110ZM127 237V236H126ZM189 237V236H188ZM234 237V236H233ZM250 237H247V238H249L250 240H251V238ZM258 237V236H257ZM187 238V237H186ZM256 238V237H255ZM111 239V238H110ZM237 241V240H236ZM256 241V240H255ZM169 242V241H168ZM167 243V242H166ZM242 243V242H241ZM251 243H253V242H251ZM250 243V244H251ZM190 244V243H189ZM254 244V243H253ZM253 244H251V245H253ZM198 245V244H197ZM176 246V245H175ZM174 246V247H175ZM180 246V245H179ZM249 246V247H248ZM196 247V246H195ZM194 247V248H195ZM253 248H254V246H252ZM251 247V248H252ZM124 248V249H123ZM164 248V249H163ZM199 248V247H198ZM243 249V248H242ZM148 250V251H147ZM160 250H158L159 252H160ZM196 250V249H195ZM244 251V250H243ZM251 251V250H250ZM253 251V250H252ZM134 254V259H136L135 261L133 260V258H132V255ZM151 254V255H150ZM184 254V253H183ZM190 254V253H189ZM188 254V255H189ZM238 254V255H237ZM186 255V254H185ZM143 256H145V257H143ZM199 258V257H198ZM197 258V259H198ZM161 259H162V257H161ZM178 259V258H177ZM170 260V259H169ZM169 262V261H168ZM184 262V261H183ZM185 263V262H184ZM138 264V263H137ZM177 264V263H176ZM187 264V263H186Z\"/></svg>", "mask_w": 264, "mask_h": 264}, {"label": "crops", "instance_id": "0c3cea01", "mask_svg": "<svg viewBox=\"0 0 264 264\" xmlns=\"http://www.w3.org/2000/svg\"><path fill=\"white\" fill-rule=\"evenodd\" d=\"M98 7L92 0H0V92L37 68Z\"/></svg>", "mask_w": 264, "mask_h": 264}]
</instances>
